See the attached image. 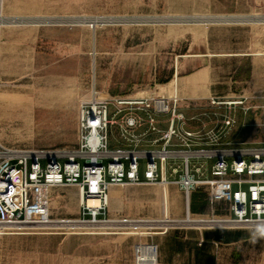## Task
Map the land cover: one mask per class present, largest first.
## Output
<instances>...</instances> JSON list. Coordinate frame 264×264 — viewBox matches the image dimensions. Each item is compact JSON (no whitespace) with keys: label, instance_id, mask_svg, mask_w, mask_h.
Wrapping results in <instances>:
<instances>
[{"label":"rangeland","instance_id":"rangeland-1","mask_svg":"<svg viewBox=\"0 0 264 264\" xmlns=\"http://www.w3.org/2000/svg\"><path fill=\"white\" fill-rule=\"evenodd\" d=\"M175 75L181 80L170 81ZM194 76L202 77L196 87L189 84ZM158 79L168 81L158 87ZM93 88L126 101L155 97L149 111L121 105L117 113L112 105L111 148L136 144L120 130L128 117L142 121L133 132L138 147H160L171 117L153 110L162 97L183 115L175 127L192 133L193 144L209 145L216 133L221 147L258 145L264 0H0L1 143L19 149L74 145L79 107ZM190 93L204 99H188ZM150 117L161 133L149 130ZM228 119L234 123L227 125ZM144 169L141 163V175ZM176 179L167 186H115L121 194L113 208L110 203L109 220L89 227L96 234L77 230L88 227L80 225V205L71 197L77 189H56L50 223H0V264H134L138 244L153 243L159 256L171 255L175 239L200 232L202 264H264V225L211 222L203 191L199 213L190 206L189 221ZM216 232L242 239L208 241Z\"/></svg>","mask_w":264,"mask_h":264},{"label":"built area","instance_id":"built-area-1","mask_svg":"<svg viewBox=\"0 0 264 264\" xmlns=\"http://www.w3.org/2000/svg\"><path fill=\"white\" fill-rule=\"evenodd\" d=\"M100 96L93 88L92 98L81 103L77 142L72 146L19 149L0 142V223H50L54 192L66 187L81 192L79 222L103 223L109 220L113 186L156 185L177 177L174 183L189 212L193 194L203 191L212 219L243 227L264 225V116L262 139L256 146L221 147L216 133L209 136V145H196L192 133L175 127V121L183 119L175 106L170 109L166 101L155 100L154 112L171 116L160 138L163 144L138 147L141 139L133 132L142 121L128 117L125 121L122 118L120 130L123 137H130L136 144L111 148L109 132L117 124L115 116L122 111L119 106L134 105L149 111L151 99L126 101ZM112 105L117 110L114 115ZM148 120L149 130L161 133L156 127L159 122L152 117ZM225 123L232 125L234 121ZM141 163H145L143 175ZM90 199L99 201V206L90 207ZM134 264H159L158 245H136Z\"/></svg>","mask_w":264,"mask_h":264},{"label":"crops","instance_id":"crops-1","mask_svg":"<svg viewBox=\"0 0 264 264\" xmlns=\"http://www.w3.org/2000/svg\"><path fill=\"white\" fill-rule=\"evenodd\" d=\"M179 80H181L180 77L175 75L174 78L170 81H179ZM160 86H162V84L158 85V87ZM141 98H144V97H141ZM134 99H140V98H134ZM188 99L198 100V99H204V98H196V97L189 95ZM193 234H195L196 236L195 238L189 239L187 236H185L183 239H180V238L175 239L174 251H172L171 255H165L162 253L159 256V264H202L201 258H202L203 251L199 249L198 246H201V243L204 242V236L202 232L193 233ZM207 238H208V241L212 243L222 244V243L213 241V237L211 239L210 236H207ZM231 244H234V243H231ZM231 244H227V245H231ZM185 259L189 261L185 262Z\"/></svg>","mask_w":264,"mask_h":264},{"label":"bare ground","instance_id":"bare-ground-1","mask_svg":"<svg viewBox=\"0 0 264 264\" xmlns=\"http://www.w3.org/2000/svg\"><path fill=\"white\" fill-rule=\"evenodd\" d=\"M202 82V77L200 78V77H197V76H194L192 79H190V81H189V84H190V86H194V87H196V86H198L200 83ZM191 96H193V97H196V98H202L201 97V94L200 93H191L190 94ZM148 99H155V97L152 95V94H150L149 95V97H148ZM162 100H165V99H168V98H166V97H162L161 98ZM177 99V98H176ZM4 102V101H3ZM11 102H14V101H11ZM17 102H19V101H17ZM159 103H162V101H160ZM15 104V103H14ZM161 107H162V105H161ZM11 108V107H10ZM163 108V107H162ZM13 109V108H12ZM13 111V110H12ZM9 114H11V113H9ZM12 115V114H11ZM169 184V182H168V180H165V182L162 184V185H168ZM115 186H113L112 188H111V192H110V198L112 199V202H111V199H110V203H111V206H112V208H113V199L116 197V196H118L119 194H121L120 192H121V190H119V189H116V188H114ZM166 190V189H165ZM71 197L74 199V200H76L77 202H78V204L80 205L81 203H82V196H81V192L80 191H78L77 190V192L75 193H73L72 195H71ZM88 205L90 206V207H97V206H99V201H97L96 199H90L89 201H88ZM186 211H187V213H188V220L189 221H192L193 222V219L191 218V213L188 211V207L186 206ZM226 220H220V219H213V220H211V222H217V223H223V222H225ZM31 225H44V224H31ZM80 225H83V226H88V227H79V228H77V230H79V231H82V232H84L85 234H96L97 233V230L95 229V228H89V227H97L98 225H95V224H80ZM228 225H231V224H228ZM99 227V226H98Z\"/></svg>","mask_w":264,"mask_h":264},{"label":"trees","instance_id":"trees-1","mask_svg":"<svg viewBox=\"0 0 264 264\" xmlns=\"http://www.w3.org/2000/svg\"><path fill=\"white\" fill-rule=\"evenodd\" d=\"M248 64L250 65V63H248ZM241 75H242V72L239 71L237 73V75L234 77V80L235 81L241 80ZM168 80H170V78ZM168 80L163 81L161 79H158V82L160 84H162V83H166ZM201 194H203V193H200L199 191H196L193 194V196H192V201H191V212L192 213H199V209H198V207L196 205V201L198 199V196L201 195ZM241 239H242V237H241V235L239 233L235 234V235H230V234H225L223 232H216L213 235V241L218 242V243L231 244V243H236V242L240 241Z\"/></svg>","mask_w":264,"mask_h":264}]
</instances>
